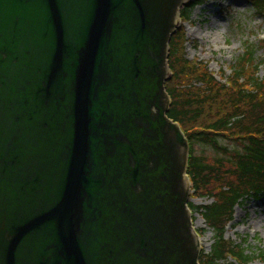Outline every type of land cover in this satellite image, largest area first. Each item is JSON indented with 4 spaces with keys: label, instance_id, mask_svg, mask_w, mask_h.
Masks as SVG:
<instances>
[{
    "label": "water",
    "instance_id": "obj_1",
    "mask_svg": "<svg viewBox=\"0 0 264 264\" xmlns=\"http://www.w3.org/2000/svg\"><path fill=\"white\" fill-rule=\"evenodd\" d=\"M188 0H0V264H200L167 116Z\"/></svg>",
    "mask_w": 264,
    "mask_h": 264
},
{
    "label": "trees",
    "instance_id": "obj_2",
    "mask_svg": "<svg viewBox=\"0 0 264 264\" xmlns=\"http://www.w3.org/2000/svg\"><path fill=\"white\" fill-rule=\"evenodd\" d=\"M199 2L184 5L183 22ZM250 2L264 17V0ZM185 43L181 26L169 41L171 78L165 88L170 97L167 116L178 123L189 143L191 195L210 200L207 205L188 201L190 210L200 213L213 231L210 249L201 251L199 263L247 264L256 257L244 241L226 238L225 229L236 206L264 198V74H258L264 59L255 55L256 48L264 50V41L245 42L243 52L227 65L228 72L220 71L218 77L207 62L185 56ZM195 144L210 147L216 158L207 161L196 154ZM259 256L264 259L262 253Z\"/></svg>",
    "mask_w": 264,
    "mask_h": 264
},
{
    "label": "rangeland",
    "instance_id": "obj_3",
    "mask_svg": "<svg viewBox=\"0 0 264 264\" xmlns=\"http://www.w3.org/2000/svg\"><path fill=\"white\" fill-rule=\"evenodd\" d=\"M181 26L186 38L185 56L207 62L209 70L216 75L220 71L228 72L227 65L243 52L245 42L264 41V17L255 13L250 0H200L190 8L188 20ZM255 55L264 59V50L256 48ZM258 74L263 76L264 65L260 66ZM194 150L207 161L216 158L208 146L195 144ZM190 201L194 205L210 203L209 199L195 196ZM193 219L194 227L200 231V246L203 252H208L213 231L200 213L194 212ZM225 237L244 241L247 251L256 257L247 264H264V259L259 256L261 253L264 256V198L236 206L233 220L225 229Z\"/></svg>",
    "mask_w": 264,
    "mask_h": 264
}]
</instances>
